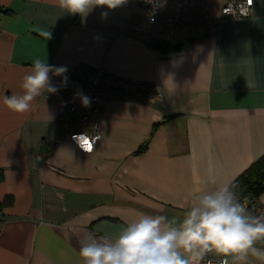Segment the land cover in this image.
<instances>
[{
    "label": "crops",
    "instance_id": "crops-1",
    "mask_svg": "<svg viewBox=\"0 0 264 264\" xmlns=\"http://www.w3.org/2000/svg\"><path fill=\"white\" fill-rule=\"evenodd\" d=\"M94 2L81 16L59 0H0V97L22 91L35 58L67 69L49 73L58 90L43 89L29 111L0 103V264H83L85 229L115 235L140 214L178 221L194 193L214 186L202 181H233L264 153V0L172 50L148 44L136 0ZM75 65L157 92L103 89L90 117L100 136L89 143V122L72 136L57 121L80 84Z\"/></svg>",
    "mask_w": 264,
    "mask_h": 264
},
{
    "label": "clouds",
    "instance_id": "clouds-1",
    "mask_svg": "<svg viewBox=\"0 0 264 264\" xmlns=\"http://www.w3.org/2000/svg\"><path fill=\"white\" fill-rule=\"evenodd\" d=\"M120 0L119 3H121ZM69 14L84 16L97 5L94 0H59ZM119 3L111 5V8ZM47 37L50 35L47 32ZM61 75L65 66H53L35 58L22 78L21 92L0 97V103L15 113H25L43 89L55 93L58 88L49 73ZM63 82L67 76L63 75ZM81 106L90 98L79 93ZM212 184L194 193L189 206L178 221L162 214H140L124 221L115 235L97 236L85 229L79 256L83 264H202L209 253L231 257L239 264H248L254 257L264 262V215H254L238 199L232 180Z\"/></svg>",
    "mask_w": 264,
    "mask_h": 264
},
{
    "label": "built area",
    "instance_id": "built-area-1",
    "mask_svg": "<svg viewBox=\"0 0 264 264\" xmlns=\"http://www.w3.org/2000/svg\"><path fill=\"white\" fill-rule=\"evenodd\" d=\"M145 15V26L141 29L145 38L166 42H177L210 31L220 19L246 17L252 14L253 0H221L219 15L211 12L210 0H136ZM68 72L80 84L65 97V107L57 116V121L68 135H75L86 122L89 143L100 136V124L90 119L91 111L102 103L101 93L105 88L118 91H133L143 98L156 94L154 84L117 76L104 67L71 66ZM79 93L90 98L88 106H81ZM238 199L254 215H264V204L259 195L238 193ZM264 243V242H257ZM227 258L213 253L207 254L202 264H226Z\"/></svg>",
    "mask_w": 264,
    "mask_h": 264
},
{
    "label": "trees",
    "instance_id": "trees-1",
    "mask_svg": "<svg viewBox=\"0 0 264 264\" xmlns=\"http://www.w3.org/2000/svg\"><path fill=\"white\" fill-rule=\"evenodd\" d=\"M153 46L161 50L178 49L181 42L154 39ZM235 192L259 195L264 191V153L251 162L234 180Z\"/></svg>",
    "mask_w": 264,
    "mask_h": 264
},
{
    "label": "rangeland",
    "instance_id": "rangeland-1",
    "mask_svg": "<svg viewBox=\"0 0 264 264\" xmlns=\"http://www.w3.org/2000/svg\"><path fill=\"white\" fill-rule=\"evenodd\" d=\"M214 3V1L213 0H211V4H213ZM216 6H212V9H214Z\"/></svg>",
    "mask_w": 264,
    "mask_h": 264
},
{
    "label": "water",
    "instance_id": "water-1",
    "mask_svg": "<svg viewBox=\"0 0 264 264\" xmlns=\"http://www.w3.org/2000/svg\"><path fill=\"white\" fill-rule=\"evenodd\" d=\"M148 44H152V41H149Z\"/></svg>",
    "mask_w": 264,
    "mask_h": 264
}]
</instances>
